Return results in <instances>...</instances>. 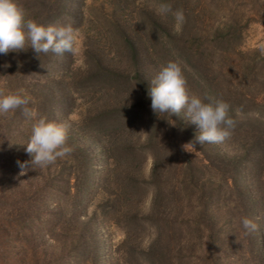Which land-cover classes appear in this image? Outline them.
<instances>
[{
	"label": "rangeland",
	"instance_id": "1",
	"mask_svg": "<svg viewBox=\"0 0 264 264\" xmlns=\"http://www.w3.org/2000/svg\"><path fill=\"white\" fill-rule=\"evenodd\" d=\"M160 2L161 0H16L26 19L44 26H47L50 19H59L52 25L71 24L77 33V51L61 55L57 65L48 70L49 76L44 77L41 83L32 82L41 75L39 70H35V64L22 77L31 79L26 84H17L15 81L4 84L3 80L0 81V95L5 90L25 86L32 96H39L42 100L57 91V82L64 80V90L69 94V110L68 114L63 115L62 106L58 104L54 120L63 124L67 132H75L74 141L80 148L90 150L98 157L93 181L96 188H100L98 192L80 198L75 193L76 189L66 188L68 178L65 177H78L75 176V167L79 166L73 160L75 148L69 139L67 143L73 148L69 156L58 158L54 164L46 167L30 165L24 174H21L22 171L19 174L12 170V174L18 176L24 184L42 185L44 179L53 180L55 177L60 181L55 191L47 195V208L53 211L49 213L48 233L50 234L51 225H63L58 238L66 244L60 251H66V264H145L140 252L149 248L159 233L150 226L141 224L142 219L137 221L135 218H147L154 201V192L147 189L145 181L151 180L154 157L157 155L163 163L160 172L164 175L160 178L157 176V180L166 182L162 194L165 201L170 203L167 220L172 222L176 234L168 247L177 251L173 253V257L182 252L186 257L194 259L181 264H213L208 257V253L213 252L218 254L216 264H264V115L255 112L239 113L240 135H231L227 147L222 143L218 144L220 151L229 157L235 156L243 162L255 159L256 162L254 177L250 167L245 166L240 180L233 177L234 182L230 178L228 187L226 181L221 179L222 174H226L222 169L211 171L205 167L196 168L194 155L200 156L196 147L203 150L206 147L196 142L195 135L189 131L190 127L197 125L188 118L186 110L182 111L185 119L182 126L183 117L170 112L154 113L151 103H148L146 107L152 111L154 132L148 135L143 130L148 124V114L135 110L141 96L139 89L133 87L131 82L140 73L155 78L162 65L176 60L174 52L167 50L165 43L169 40V33L178 34L183 28L187 29L183 40L188 42V47H192L195 43L190 33L194 28L201 30L200 35L212 33L215 38L218 32L223 35L230 28L244 27V39L242 47L240 46L245 53L244 61L236 58L233 66L237 67L242 61L244 64L249 61L253 64L264 59V0H166L173 9L184 10L185 22L179 28L171 15L161 17L157 14ZM66 14L69 15L67 19ZM214 45V52L225 49L217 41L213 42ZM25 46L31 47L30 42ZM137 52L150 54V61L144 60L140 64ZM48 57H44L45 61H48ZM262 64L264 62L259 64L258 72L263 77L260 82L254 81V73L250 70L247 75L250 74L251 77H248L251 80L242 83L240 76L234 86L251 88L261 93L259 97L264 99ZM190 72L194 73V69H183L189 95L200 94ZM221 84L224 87L227 83ZM46 105L49 108L48 102ZM124 107L131 108L134 113L126 130L121 125L122 119L115 117L119 113L117 111L129 113ZM1 115L3 114H0V119ZM25 123L21 125L27 130L24 138H28L31 135V125L28 122L26 124L29 125L26 126ZM148 136L150 139H147ZM108 139H118L135 149L149 145L153 153L125 157L117 149L110 153L113 158L107 168L106 160L101 156L104 141ZM126 144H122L123 147H127ZM131 162L132 165L128 164ZM125 166L128 169L126 172ZM80 177L82 180L83 175ZM211 179L223 186L220 195L214 194L215 202H209L208 197H200V194L199 197L196 196L197 188L201 190L202 183ZM136 180L143 184L138 193L132 194ZM73 183L78 186L75 180L72 185ZM182 189L184 193L179 194ZM71 193L75 194L74 197ZM260 199L263 200V205L259 204ZM57 202H61V205L57 206ZM204 206L211 208L210 217L201 215V207ZM251 207L255 208L252 218L248 212ZM77 211L83 214L82 218L75 217ZM242 217L252 219L258 225L257 230L246 233L241 224ZM212 235L217 238L218 246H214L209 239Z\"/></svg>",
	"mask_w": 264,
	"mask_h": 264
},
{
	"label": "trees",
	"instance_id": "2",
	"mask_svg": "<svg viewBox=\"0 0 264 264\" xmlns=\"http://www.w3.org/2000/svg\"><path fill=\"white\" fill-rule=\"evenodd\" d=\"M60 12H63V10ZM67 16L69 17V15L66 14L65 19L68 18ZM57 20L59 19H50L47 26L54 24ZM186 31L187 29L183 28L178 34L169 33L167 37L170 41L168 40L165 43L167 50L174 52L176 58L175 61L179 62L183 69L186 68L189 71L190 69H194V73L190 72V74H193L197 89L200 90V94L196 95L202 98L207 93L224 100L230 105V115L236 120V127L232 132V136L240 135L237 115L246 112H255L256 114L264 115V99H260L261 97L259 96L261 93H257V91L248 88L247 85V88L235 87L234 82H236L240 76L241 78L239 79L242 83L251 80L250 74L247 75L250 70L254 73L255 77H252L254 78V81L260 82L263 77H260L258 74L260 70L259 64L263 63L264 59H260L259 62L253 64L251 61H249V63H243L245 53L241 47L242 40L244 39V27L230 28L222 33L223 35L218 32V35H216L215 38L212 37V33L211 35L210 33L200 35L199 31L201 30L194 28L190 33V35L193 36V43H195L192 47H188V42L183 40L186 36ZM215 41H217V44L225 46V49L214 52L216 50V45L213 46V42ZM136 55L137 61L140 64H142L144 60L150 61V54L143 55L142 52H137ZM45 56H49L48 61H45ZM60 58L61 55H56L51 51L47 54H37L32 47L28 46H25L23 49L9 51L7 54H0V81L3 80L4 84L9 82L13 83V81L17 84H26L28 81H31V79H24L22 77H24V74L26 75V73L31 70L30 68H32L33 64H35V70H39L38 72L41 75L34 80L32 79V82L41 83L44 80V77L49 76L48 70L55 67ZM236 58H241L243 61L242 63L239 62L237 67H234L233 62ZM220 63H227V65L223 66V64ZM153 79L154 78L151 76L148 77L145 76L144 73H140L139 77L131 80L132 86L139 89V96H141V99L139 100L140 103H137L135 110H140L146 115L148 114V124L143 129L146 130L148 135L154 132L151 115L152 111L150 108L147 109L146 107L148 103H151L147 93ZM254 81L252 79V82ZM223 82L227 83L224 87L221 84ZM28 84L31 85L30 82ZM57 85L59 87L58 90L52 92L49 97L42 100L39 96H37L38 98L32 96V94H30L31 92H29L25 86L21 87L16 85V89L5 90L6 92L4 91L3 95L16 93L20 89H23L24 94L31 98L29 107L34 108L40 115L46 116L49 120L55 121L54 116L56 115L58 104L62 106L61 112L63 115L68 114L67 112L69 110V94L64 90V80H59ZM59 98H61L60 102L57 103ZM46 102H48L49 108H47L48 106L46 105ZM124 108L127 111L129 110V113L117 111L119 113L115 116L122 119L120 122L121 125L124 126L123 129L128 127L131 117L134 116L131 108ZM182 111L178 115H180L181 118L183 117V122H181L183 126L185 119ZM23 122L26 121L19 109L1 115L0 119V257L6 259L4 261L0 258L1 264H66L68 261L66 251H63V253L60 252L66 244H63L58 238V233L63 225L61 223L58 225H51V231H49L50 234L48 233V228L50 227L49 213H52L53 211H49L47 208V195L51 191H55L56 186L60 181H58V179L56 180L55 177L53 180H50L49 178L44 179L45 181H42V185L35 183L24 184L19 180L18 176L12 174V170L15 172L17 171L19 174L22 171L18 166L17 161L25 162L31 159V157L25 152L29 137L24 138L27 135V130L25 126L21 125ZM28 125L29 124H26V126ZM190 128L189 131H192L196 137L200 132L199 128L197 126ZM74 134L75 132H67L68 139L71 141L73 148H75V156L73 157V160L74 162L77 161L76 163H78L79 166L75 167L76 174H74L78 177H65L68 178L65 184L67 189H76L77 191L75 190V193H77L80 198L83 195L85 197L90 196L94 194L95 191L98 192L100 188H96L95 182L93 181V178L96 175L95 167L98 157L90 150L87 151L86 149L84 150L83 148H80L74 141ZM147 139H150L149 136ZM228 140L229 139L222 143L226 147ZM149 142L150 140H148V143ZM122 144L126 143H123L118 139H108L104 141L103 155L101 157L106 160L107 168L113 158L110 153L117 151V149L118 153H122L125 157L138 156V153L139 155L142 153H153V151H151L152 149H149V145L147 147L145 145L143 147H138L139 149H135L128 144H126L127 147H123ZM203 145L206 147L205 150L196 147L198 149L196 151L203 157L200 158V156L194 155L196 168L205 167L211 171H219L222 169L226 174L232 176L227 177L226 174H222L224 179H221L223 182L226 181L227 186L229 185L228 181L230 178L231 181H234L233 177L235 180H240L242 176V168L245 166L250 167L252 177H254V168L256 165L255 159H252L249 162H243L242 160H238L235 156L229 157L222 153L217 143H205ZM115 146H117L116 149ZM82 153H85V156L84 154L82 155ZM154 160V170L151 175V180L150 182L145 181L147 189L154 192V201L152 202L147 218L140 216L139 219L135 218V220L138 221L142 219L143 221L141 220V224L150 226L159 234L156 235L157 237L155 241L150 244L149 248L140 252L141 260H143L145 264H181L183 262L192 261L194 259L193 257H186L182 252L176 253L177 256L174 255L175 257H173V253L177 251L174 248L168 249V247H170L169 243L173 241V237H175L176 234H174L175 228H172V222L167 220L170 203L169 201H165L166 199L163 198L162 194V188L166 182H164V180H157V176H159L158 178L164 176L160 172L163 163H161V159L157 155L154 157ZM128 164L132 165V162ZM26 171L27 170H24V172ZM126 171H128L127 168L125 172ZM81 175H83L82 180L80 179ZM73 180L78 183V186H76L75 183L72 185ZM142 184V181L136 180L134 182L135 187L133 186V189H135L132 191V194L133 192L138 193ZM202 184L203 185L200 187L201 190L197 188L196 196L199 197L200 194V197H208L209 202H215L213 199L214 194L220 195L223 191V186L219 183H215V180L213 179L205 180ZM205 190L206 192H204ZM180 193H184L183 189L179 191V194ZM72 195L74 197L75 194ZM68 196L69 195L67 194V197ZM140 196L142 198V194ZM56 204L57 206H60L61 202H57ZM259 204L263 205L262 199H260ZM201 208H203L201 215L203 214L204 217H210L211 208L208 206ZM253 208L254 207L248 209L251 218L254 217L255 208ZM82 216L83 214L78 211L75 213L77 219L82 218ZM183 223H185V221H183ZM178 229L180 230L181 228ZM127 237H129L128 233ZM201 239H203V236ZM209 239H211L214 246H218L219 243L215 236L212 235ZM217 255V253L213 252L208 253L209 260L213 261V264H216V261H218L216 259Z\"/></svg>",
	"mask_w": 264,
	"mask_h": 264
},
{
	"label": "clouds",
	"instance_id": "3",
	"mask_svg": "<svg viewBox=\"0 0 264 264\" xmlns=\"http://www.w3.org/2000/svg\"><path fill=\"white\" fill-rule=\"evenodd\" d=\"M156 12L161 17L171 15L179 28L185 22L182 8L173 9L166 0H161ZM30 42L37 53L52 52L56 55L75 53L77 51V33L68 25H40L26 19L24 11L18 7L16 0H0V54L23 49ZM151 109L154 113L180 114L186 110L191 122L198 126L200 132L195 137L201 145L205 143H223L229 139L236 127V120L230 115V105L213 95H189L187 80L179 62L168 61L160 67L156 77L148 88ZM31 98L20 89L16 93L0 95V114L19 109L26 122L31 125V135L25 152L31 157L29 161H17L21 174L29 165L46 167L65 158L73 152L67 143V129L63 124L49 120L29 107ZM246 233L255 232L258 225L248 217L241 218Z\"/></svg>",
	"mask_w": 264,
	"mask_h": 264
}]
</instances>
